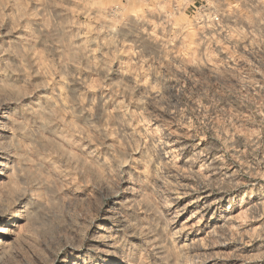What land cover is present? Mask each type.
<instances>
[{
  "label": "rangeland",
  "instance_id": "obj_1",
  "mask_svg": "<svg viewBox=\"0 0 264 264\" xmlns=\"http://www.w3.org/2000/svg\"><path fill=\"white\" fill-rule=\"evenodd\" d=\"M185 2L0 0V264H264V0Z\"/></svg>",
  "mask_w": 264,
  "mask_h": 264
},
{
  "label": "built area",
  "instance_id": "obj_2",
  "mask_svg": "<svg viewBox=\"0 0 264 264\" xmlns=\"http://www.w3.org/2000/svg\"><path fill=\"white\" fill-rule=\"evenodd\" d=\"M182 6V10H188L190 7H194L192 0H187ZM240 0H200L198 9L206 14L214 16V21L218 22V16L224 13V9L232 4H239Z\"/></svg>",
  "mask_w": 264,
  "mask_h": 264
},
{
  "label": "bare ground",
  "instance_id": "obj_3",
  "mask_svg": "<svg viewBox=\"0 0 264 264\" xmlns=\"http://www.w3.org/2000/svg\"><path fill=\"white\" fill-rule=\"evenodd\" d=\"M177 200V199H176Z\"/></svg>",
  "mask_w": 264,
  "mask_h": 264
}]
</instances>
